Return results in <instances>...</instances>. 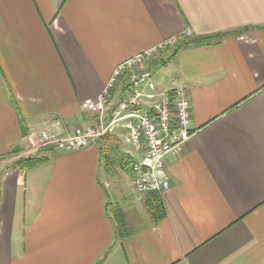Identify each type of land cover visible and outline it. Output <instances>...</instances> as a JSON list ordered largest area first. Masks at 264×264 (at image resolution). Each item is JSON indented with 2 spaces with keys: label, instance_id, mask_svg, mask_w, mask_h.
Listing matches in <instances>:
<instances>
[{
  "label": "crops",
  "instance_id": "1",
  "mask_svg": "<svg viewBox=\"0 0 264 264\" xmlns=\"http://www.w3.org/2000/svg\"><path fill=\"white\" fill-rule=\"evenodd\" d=\"M171 38L178 46L146 67L158 90L186 89L191 138L167 161L161 219L132 173L110 176L114 166L125 179L121 152L135 159L124 124L110 142L2 164L32 132L98 124L84 102ZM128 83L110 92L106 123ZM116 144L104 167L102 147ZM0 264H264V0H0Z\"/></svg>",
  "mask_w": 264,
  "mask_h": 264
},
{
  "label": "built area",
  "instance_id": "2",
  "mask_svg": "<svg viewBox=\"0 0 264 264\" xmlns=\"http://www.w3.org/2000/svg\"><path fill=\"white\" fill-rule=\"evenodd\" d=\"M178 44L177 38L168 39L153 50L117 66L99 101L84 102V108L98 116V124L77 129L67 137H60L54 128L32 132L26 138L27 149L40 152L54 148L58 152H77L108 136L111 126L127 122L126 142L135 155L131 163L135 191L159 195L168 191L170 176L167 161L179 155L191 138L190 98L183 87L158 90L152 84L153 71L146 66L151 59ZM126 76L129 77V89L114 109L110 123H106V101L110 92ZM146 89L155 90V97L146 98Z\"/></svg>",
  "mask_w": 264,
  "mask_h": 264
},
{
  "label": "trees",
  "instance_id": "3",
  "mask_svg": "<svg viewBox=\"0 0 264 264\" xmlns=\"http://www.w3.org/2000/svg\"><path fill=\"white\" fill-rule=\"evenodd\" d=\"M223 37H225L224 35L223 36H218V37H213V38H206L202 41H199V40H192L190 42L191 45H203V44H209L211 43L212 41H216V40H220L222 39ZM178 50H176L177 52ZM105 139L109 140L110 137L106 136L104 137ZM106 140V141H107ZM110 142V141H108ZM118 143V142H117ZM117 145V144H116ZM111 145V146H104V148L102 147V156L103 158L106 160L107 162V165L108 166H111L114 164V162L111 159V157H108V153L111 151V152H117L116 156L118 157V155L120 154V152H118V145ZM110 150V151H109ZM116 150V151H115ZM110 156V154H109ZM116 161V160H115ZM119 161H120V165H122V170L124 172L126 171H129L130 170V165H131V158L126 155V154H120V158H119ZM45 162V159L43 158H30V159H25V160H20L18 162V164L16 166H20V167H32V166H36V165H39L41 163H44ZM150 199L148 201V204H149V209L151 211V213L155 216V218L158 220V219H161L164 215V212H163V207H162V202H161V199H160V196L159 194H156V193H152L150 194ZM116 221L118 223V227H119V230H118V237L119 238H126L127 235H128V231L126 229V222H125V217L122 213L120 212H117L116 214Z\"/></svg>",
  "mask_w": 264,
  "mask_h": 264
},
{
  "label": "rangeland",
  "instance_id": "4",
  "mask_svg": "<svg viewBox=\"0 0 264 264\" xmlns=\"http://www.w3.org/2000/svg\"><path fill=\"white\" fill-rule=\"evenodd\" d=\"M174 48H171V49H169V51H170V53H171V50H173ZM167 52V51H166ZM164 55V53L163 54H161V55H159V56H157V57H155V58H153V59H151V61H149V62H152V60H154V59H157V60H159V59H161L162 58V56ZM165 58H166V56H165ZM166 59H162V61H165ZM147 69H149V68H147ZM108 137H110L111 138V136H108ZM109 138V140H107V139H105V140H107L106 142H108V141H111V139ZM121 148H122V146H121ZM46 149H43L42 151H40V152H34V151H32V150H29V149H27V147H26V150H25V152H23L22 154H19V155H16V154H12L10 157H8V158H6V160H4V162H2V164L4 163V165H5V167H8V166H12V165H17L18 164V162L20 161V160H25V159H30V158H43L44 159V157H43V152L45 151ZM110 151V150H109ZM116 151V150H115ZM120 152H121V150H120ZM117 152H109L107 155H108V157H111V159L110 160H112L113 162H114V164L113 165H116L117 164V154H116ZM109 154H110V156H109ZM121 154H124V152H121ZM116 160V161H115ZM106 160L105 159H103V166L105 167L106 166V162H105ZM110 168H112L113 169V172L110 174V176H112L114 179H113V181L114 180H116L117 182H119V183H123L124 181L126 182H129V180H130V174L129 173H132L131 171V168H130V170L129 171H126V172H123L122 174H123V178H125L124 180H120L119 178H120V175H121V173H119V172H116V171H114L115 169H116V167H114V166H111ZM132 175V174H131ZM115 182V181H114Z\"/></svg>",
  "mask_w": 264,
  "mask_h": 264
},
{
  "label": "bare ground",
  "instance_id": "5",
  "mask_svg": "<svg viewBox=\"0 0 264 264\" xmlns=\"http://www.w3.org/2000/svg\"><path fill=\"white\" fill-rule=\"evenodd\" d=\"M152 84L153 83V77H152ZM145 97L146 98H153L155 97V90L153 89H146L145 90ZM105 108H106V104H105ZM119 124H124V127L127 129V122H119ZM116 129V126H111L110 127V134Z\"/></svg>",
  "mask_w": 264,
  "mask_h": 264
}]
</instances>
